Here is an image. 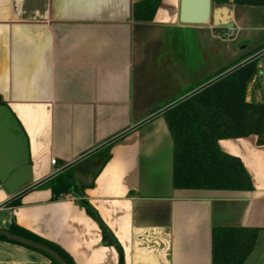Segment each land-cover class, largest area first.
<instances>
[{
  "label": "crops",
  "instance_id": "0c3cea01",
  "mask_svg": "<svg viewBox=\"0 0 264 264\" xmlns=\"http://www.w3.org/2000/svg\"><path fill=\"white\" fill-rule=\"evenodd\" d=\"M133 2L0 0V96L26 136L32 177L14 194L0 184V229L15 224L73 264H119L118 248L122 264H212L214 228H256L245 264H264V143L255 135L217 142L241 160L251 190L176 189L164 118L234 61L256 59L246 96L264 103V24L254 23L255 7L231 5L229 23L246 43L228 57L208 39L216 26L178 23L179 0H161L142 23ZM60 174L73 192H52ZM0 264L51 263L0 240Z\"/></svg>",
  "mask_w": 264,
  "mask_h": 264
},
{
  "label": "trees",
  "instance_id": "16d2710c",
  "mask_svg": "<svg viewBox=\"0 0 264 264\" xmlns=\"http://www.w3.org/2000/svg\"><path fill=\"white\" fill-rule=\"evenodd\" d=\"M160 2L161 0H134L132 19L141 23L152 21ZM213 4L215 7H264V0H213ZM237 63L238 61L234 62L231 68L228 67L229 70L219 73L204 88L178 101L164 112L173 142L172 186L176 189H252L249 175L241 160L223 152L217 145L220 139L249 135L257 137V144L264 143V103L245 100L247 87L258 72L257 61L249 59ZM99 156L101 167L109 158L108 151H101ZM51 189L55 195H61L73 192L76 187L65 174H60L51 184ZM80 203L100 225L104 237H108L107 229L96 212L85 201ZM5 230L47 246L67 264H73L70 257L51 242L15 224L9 225ZM256 236V228H214L212 264H245L254 247ZM0 240L7 241L3 236H0ZM118 250L119 264H122V253L119 248ZM40 253L48 258L51 264H57L45 253Z\"/></svg>",
  "mask_w": 264,
  "mask_h": 264
},
{
  "label": "water",
  "instance_id": "95a60500",
  "mask_svg": "<svg viewBox=\"0 0 264 264\" xmlns=\"http://www.w3.org/2000/svg\"><path fill=\"white\" fill-rule=\"evenodd\" d=\"M221 11V18L217 13ZM226 6L215 7L213 0H179L178 23L184 26H222L229 23ZM262 77V73H259ZM249 88H247L248 90ZM249 97L245 100L248 102ZM32 181L26 136L10 109L0 96V184L8 194H14ZM7 241L40 251L57 264H67L47 246L0 229Z\"/></svg>",
  "mask_w": 264,
  "mask_h": 264
},
{
  "label": "rangeland",
  "instance_id": "374dc122",
  "mask_svg": "<svg viewBox=\"0 0 264 264\" xmlns=\"http://www.w3.org/2000/svg\"><path fill=\"white\" fill-rule=\"evenodd\" d=\"M226 7L227 8H230L231 6H226ZM253 10H254V14H253L252 18H253L254 23L257 24V25L264 24V18L261 16V14L264 13V8L263 7H255V8H253ZM234 25L235 24L233 22L232 23L230 22L229 24H226V25L216 26V28L214 29V31L217 33L216 40L211 39V37L208 38L209 40L214 41L212 43L215 46V51L217 53L219 51H221V53H222L223 47L225 46L226 47L227 55L229 57L232 52H234L236 49H239V47H241L242 45H244L246 43V40L242 36V35L245 34V32H240L238 35H235V33H234V35L233 36H230V37L226 36V34H225V31H226L225 28L232 27L234 29V31H236L235 28H234ZM190 33L195 34L196 35L195 38H196V40H198V38H197V35H198L197 31H195V32H191L190 31ZM258 35L260 36L261 35V32H259ZM258 40H259V38L256 39V41H258ZM220 48H221V50H220ZM213 51L214 50L212 49V52ZM236 60H238V59H236ZM234 62H236V61H234ZM241 62H243V61H241ZM237 64H239V63H237ZM230 68H227L226 71L229 70ZM222 73H224V72H221V74ZM217 76H215V77H217ZM215 77H214V79H215Z\"/></svg>",
  "mask_w": 264,
  "mask_h": 264
},
{
  "label": "built area",
  "instance_id": "2783aa9c",
  "mask_svg": "<svg viewBox=\"0 0 264 264\" xmlns=\"http://www.w3.org/2000/svg\"><path fill=\"white\" fill-rule=\"evenodd\" d=\"M234 33H235V31H234L233 29H227V30L225 31V34H226V36H228V37L233 36ZM51 164L55 165V164H56V161H55L54 159H52V160H51ZM60 170H61V169H57V171H56L55 173H58ZM7 223L10 224L11 221L8 220Z\"/></svg>",
  "mask_w": 264,
  "mask_h": 264
},
{
  "label": "bare ground",
  "instance_id": "6f19581e",
  "mask_svg": "<svg viewBox=\"0 0 264 264\" xmlns=\"http://www.w3.org/2000/svg\"><path fill=\"white\" fill-rule=\"evenodd\" d=\"M217 14H218L217 16L221 18V16H222L221 11H219Z\"/></svg>",
  "mask_w": 264,
  "mask_h": 264
}]
</instances>
